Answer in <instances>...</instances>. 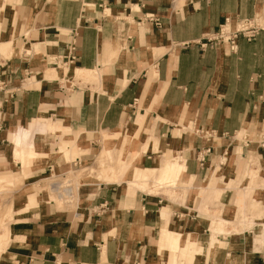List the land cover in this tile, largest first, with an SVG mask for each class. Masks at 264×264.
I'll list each match as a JSON object with an SVG mask.
<instances>
[{"label": "crops", "instance_id": "crops-1", "mask_svg": "<svg viewBox=\"0 0 264 264\" xmlns=\"http://www.w3.org/2000/svg\"><path fill=\"white\" fill-rule=\"evenodd\" d=\"M262 14L264 0H0V174L30 177L0 227V264H264V32L235 50L199 46L225 18ZM132 136L127 184L113 177ZM97 157L115 160L97 165L107 180L81 178L71 208L29 189ZM253 172L255 209L236 212L229 187L244 197ZM165 176L184 206L134 189Z\"/></svg>", "mask_w": 264, "mask_h": 264}, {"label": "rangeland", "instance_id": "rangeland-1", "mask_svg": "<svg viewBox=\"0 0 264 264\" xmlns=\"http://www.w3.org/2000/svg\"><path fill=\"white\" fill-rule=\"evenodd\" d=\"M70 72L73 73V76L75 77V79L84 77L83 74L81 76L77 75L75 70H72ZM63 73H65L66 75L69 74V72L66 73L65 71H63ZM126 139H127L126 142H124V141L119 142L118 145H120V146H121V144L125 145L123 148L122 147L119 148V150L121 152H123L125 147L128 146V148L130 147V149H131V147H134L135 151L132 152L133 154H131L132 158L130 161H124L123 162L122 171L118 167L115 168L116 172H115L113 179H115L117 181H125L128 184V182L133 180V178L131 176L129 177V175L126 177H122L123 171L126 169L127 166H129L132 162H134L136 160V158L139 154V150H136V149L138 148V146L140 144V137L139 136L138 137L132 136L131 138H126ZM116 141H117V137H114V136L113 137H107V138L103 139V145L115 144ZM103 149L106 151L107 155L109 156L110 155L109 151L106 148H103ZM109 160H111V162L115 161L114 158L113 159L108 158V159H105L103 162H100L98 160V157H97V161L95 158V160H93L95 163L91 164L92 166L90 168L88 167L90 165H82L79 168L73 169L72 170L73 172L69 173L66 176H61V177H57V178H55V176H51V177L44 178V180L39 181L36 184H32L31 186H29L30 187L29 189L32 190L34 193L39 194V195L40 194L46 195V193L48 195H51V198L49 199V201L53 200V202L56 204V206L60 209L71 208L73 206L72 203H74V201L77 198L78 193H79V180L81 178H84V177H94V176L97 177L99 180H105L106 177L99 175L98 166L100 168H105V167L110 166ZM117 161H120V157L118 158ZM121 161H123L122 158H121ZM165 163H167V162H165ZM169 164H171V163H169ZM172 164H174L177 168L176 161H173ZM136 165L137 164H135L132 167L133 171H135L134 169H135ZM92 167H94V168H92ZM120 171H121V176H119ZM136 172H138V171H135V173ZM159 175H162V174L159 173ZM252 175H253L254 182L252 181V183L250 184V190H248L245 193V196H244L245 198L242 195V193H243L242 191L236 190L237 185H236V187L235 186L229 187L231 189V190H229L230 191V193H229L230 194V200H229L230 206L232 205L233 209H235L236 212L240 211L238 207L241 205H243L242 210H246L248 214L253 213V209H255L254 187H256V186L254 183L257 181V174L255 172H253ZM168 177L169 176H167L166 180L164 181V182H168L167 184L164 185V188H161L163 186H157L154 184H147L145 186H136L134 189L135 190H137V189L143 190L144 192H148L150 194H155V195H159V194H162L163 196L166 195L171 200H173L175 202L179 201V204L184 206L186 203V200L183 199V196H185L186 191L182 190L181 194H184V195L179 196L175 190L180 185L178 182L179 178L177 180H173V179H169ZM29 178L30 177L28 175H23L22 179L21 178L20 179H12V180L8 179V181L5 180L3 183L0 184V227L4 226V228L6 229V227H8L9 223L13 219L14 215L17 212H19V213L21 212L20 210H18V207H17L18 205H16V199L19 198L21 194L25 193V190H22V189H23V186L25 184H28V182H30ZM152 180H154V178ZM55 183H59V188H57L58 189L57 192L61 195V198H57V196H56L57 193L52 192L53 190L51 189V185L55 184ZM128 186L130 187V184ZM63 190H71V195H70L71 198L69 197V195H65L63 193ZM165 190H172V191L165 192ZM212 194H214V196L221 197V193L215 192ZM216 194H218V195H216ZM201 196H202V193L199 194V197H201ZM203 196L210 197L211 194L208 193V195H203ZM236 197H237V199L239 198V200H236ZM178 198H182V199L179 200ZM242 199L244 200L243 202H242ZM207 203H210V201H207ZM208 205L212 206L215 209L219 208V205H220L219 199L214 200L213 204L211 203ZM32 207L33 208H30V209H34L37 206H32ZM238 220H239V218H237V216H233V217H231V221L227 222V223H230L232 226V224L237 223ZM246 221L247 222L249 221L248 218H246ZM247 227H249V229L253 228V226H251V225L250 226L247 225ZM245 228L246 227L242 226V229H245ZM234 232H239V231H238V229L237 230L235 229ZM223 233L230 234L231 231H223ZM166 240H168V239H166ZM7 245H8V243L3 247L2 250H0V254H2V252H4L5 247H7ZM176 250H178V249L176 248L174 251H176ZM188 258H190V257H188Z\"/></svg>", "mask_w": 264, "mask_h": 264}, {"label": "built area", "instance_id": "built-area-1", "mask_svg": "<svg viewBox=\"0 0 264 264\" xmlns=\"http://www.w3.org/2000/svg\"><path fill=\"white\" fill-rule=\"evenodd\" d=\"M264 32V14L233 22L230 18H225L218 30L213 33H208L204 36L203 42L199 43L201 48L206 46L228 45L232 50L236 48V42L239 37L247 41L253 40L260 33ZM73 62V57L66 58L64 62H58L56 67H67ZM3 129V124L0 121V133Z\"/></svg>", "mask_w": 264, "mask_h": 264}, {"label": "bare ground", "instance_id": "bare-ground-1", "mask_svg": "<svg viewBox=\"0 0 264 264\" xmlns=\"http://www.w3.org/2000/svg\"><path fill=\"white\" fill-rule=\"evenodd\" d=\"M24 158V157H23ZM26 159H28L27 161H29V160H33V161H35L36 160V157H33V156H30V155H26ZM32 161V162H33ZM27 163V162H26ZM164 171L166 172V173H168V174H170V175H172V176H177L178 175V173H179V171H180V169L179 168H176V166L174 165V164H169L168 162L167 163H165L164 164ZM176 171H177V173H176ZM6 177V175L5 174H0V184L1 183H3L4 182V178ZM69 190H63V193L65 194V195H68L69 194ZM165 238L166 239H168L167 241H168V247H169V250L170 251H174L175 250V248H176V246H178L177 245V237L176 236H174V235H172V234H166L165 233ZM164 239V238H163ZM191 245V244H190ZM187 246V245H186ZM189 246V245H188Z\"/></svg>", "mask_w": 264, "mask_h": 264}]
</instances>
